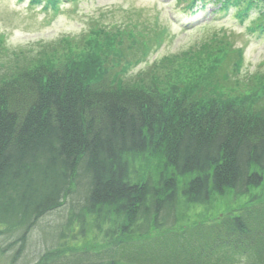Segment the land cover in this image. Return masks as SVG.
Listing matches in <instances>:
<instances>
[{
    "label": "trees",
    "instance_id": "obj_1",
    "mask_svg": "<svg viewBox=\"0 0 264 264\" xmlns=\"http://www.w3.org/2000/svg\"><path fill=\"white\" fill-rule=\"evenodd\" d=\"M206 1L178 2L188 13ZM213 1L239 20L252 11L264 30V0ZM242 52L233 51L236 68ZM231 59L227 52L220 78ZM99 64L0 77V235L19 248L13 262L39 222L70 203L30 264H264V201L248 199L264 190V95L162 80L124 88ZM148 151L164 167L157 179L136 181L133 159ZM226 193L248 201L215 221L178 228L182 200L206 206ZM92 219L110 225L105 244L71 245L72 229L84 237Z\"/></svg>",
    "mask_w": 264,
    "mask_h": 264
},
{
    "label": "rangeland",
    "instance_id": "obj_2",
    "mask_svg": "<svg viewBox=\"0 0 264 264\" xmlns=\"http://www.w3.org/2000/svg\"><path fill=\"white\" fill-rule=\"evenodd\" d=\"M177 0H62L60 11L33 5L30 0H0V77L12 76L39 67L71 62L100 61L109 79L117 78L124 88L149 86L155 80L174 84H198L200 90L219 91L231 96L264 95V37L252 33L231 14L207 11L188 17ZM191 22L189 30L181 23ZM143 24H146L144 26ZM138 25V26H137ZM249 25V22L246 23ZM158 45H162L158 48ZM244 49V59L236 69L235 49ZM149 49V57L137 64L138 55ZM232 56L218 72L226 53ZM218 72V73H217ZM8 78V79H5ZM126 81H125V80ZM134 180L157 179L164 167L159 154L145 152L133 159ZM264 201V190H255L251 199ZM229 193L214 196L206 206L182 200L178 228L208 223L246 203ZM71 202V201H70ZM70 203L43 218L35 228L19 260L12 240L0 235V264H26L35 261L44 241L51 243L67 216ZM109 224L88 220L85 236L80 227L72 229L69 243L82 248H100ZM2 225H0V231Z\"/></svg>",
    "mask_w": 264,
    "mask_h": 264
},
{
    "label": "bare ground",
    "instance_id": "obj_3",
    "mask_svg": "<svg viewBox=\"0 0 264 264\" xmlns=\"http://www.w3.org/2000/svg\"><path fill=\"white\" fill-rule=\"evenodd\" d=\"M0 225H1V224H0ZM3 229H5V226L2 225V230H3ZM18 249H19V248H18ZM18 249H17V251H18ZM17 251H16V252H17ZM15 254H16V253H15ZM15 254H14V255H15ZM11 260H13V256H11Z\"/></svg>",
    "mask_w": 264,
    "mask_h": 264
}]
</instances>
